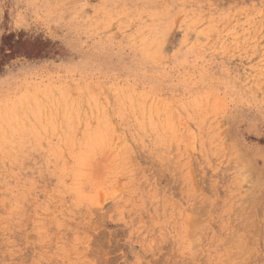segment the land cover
Returning a JSON list of instances; mask_svg holds the SVG:
<instances>
[{
  "label": "rangeland",
  "instance_id": "obj_1",
  "mask_svg": "<svg viewBox=\"0 0 264 264\" xmlns=\"http://www.w3.org/2000/svg\"><path fill=\"white\" fill-rule=\"evenodd\" d=\"M0 264H264V0H0Z\"/></svg>",
  "mask_w": 264,
  "mask_h": 264
},
{
  "label": "bare ground",
  "instance_id": "obj_2",
  "mask_svg": "<svg viewBox=\"0 0 264 264\" xmlns=\"http://www.w3.org/2000/svg\"><path fill=\"white\" fill-rule=\"evenodd\" d=\"M196 226V225H195ZM239 233H237V235H238ZM230 238V237H229ZM235 238V237H234ZM237 241H235V243H236ZM237 244V243H236ZM231 247V246H230Z\"/></svg>",
  "mask_w": 264,
  "mask_h": 264
}]
</instances>
